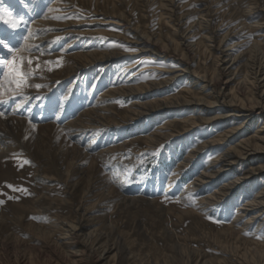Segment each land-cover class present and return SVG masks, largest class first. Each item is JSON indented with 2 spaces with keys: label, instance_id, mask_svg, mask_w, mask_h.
Returning <instances> with one entry per match:
<instances>
[{
  "label": "rangeland",
  "instance_id": "1",
  "mask_svg": "<svg viewBox=\"0 0 264 264\" xmlns=\"http://www.w3.org/2000/svg\"><path fill=\"white\" fill-rule=\"evenodd\" d=\"M175 1L170 13L166 0H0L9 20L0 22V116L12 118L0 122V264H264V172L244 178L264 156L198 182L221 164L207 141L242 125L216 147H253L264 119L238 116L239 102L224 122H200L192 134L198 113L189 109L137 118L138 103L198 94L196 74L211 79L206 101L223 87L248 108L264 92L242 82L264 65V0ZM191 6L205 9L208 28ZM141 36L157 41V55L138 50ZM14 57L27 74L22 94L6 79ZM76 63L87 66L72 72ZM183 66L188 75L144 91ZM91 109L102 112L80 123ZM78 220L88 249L74 257L67 238Z\"/></svg>",
  "mask_w": 264,
  "mask_h": 264
},
{
  "label": "bare ground",
  "instance_id": "2",
  "mask_svg": "<svg viewBox=\"0 0 264 264\" xmlns=\"http://www.w3.org/2000/svg\"><path fill=\"white\" fill-rule=\"evenodd\" d=\"M167 8V11H169L170 13L171 12H176V8H177V5H176V1L175 0H166V4H164ZM192 7V6H191ZM208 9V8H207ZM205 9L204 8H199L197 6H193L191 9H189V11H191L190 13L191 14H197L198 16V20L197 22L200 24V26H203V28H208V24L210 23V20L209 18H206L204 17V15L202 14V11H204ZM188 11V12H189ZM187 13V12H186ZM185 13V14H186ZM201 13V14H200ZM185 14H182V15H179V18H182L184 20V18L186 19V15ZM171 15V14H170ZM194 17V16H193ZM114 21V20H113ZM116 23L118 24H121L122 26H127L128 25V22L127 20H123V22H117L115 21ZM203 23V24H202ZM191 26V24H190ZM189 26V27H190ZM205 26V27H204ZM188 27V28H189ZM187 28V30H188ZM186 30V29H185ZM233 30V29H232ZM229 31L228 33H226L225 36H223L219 42V45H221L222 41L227 37L229 36L230 34H232L231 32H234L235 30L233 31ZM140 32V31H139ZM188 35V34H187ZM142 37V38H141ZM141 37H138L137 40L135 41L136 44L140 45V48H138V50L140 52H149L150 54H158L159 51L157 50V41H153L152 39L150 38H147L145 36H141ZM189 38V37H188ZM188 38H184V43L185 42H188L187 39ZM213 41V40H212ZM189 46L188 47H192L191 46V43L188 42L187 43ZM239 43H236L235 45H237ZM178 46V45H177ZM236 47V46H235ZM232 47H226L225 49H223L221 51L222 54H224L225 57L227 56H230L229 53H227L228 49H230ZM114 53V52H113ZM227 53V54H226ZM104 54V53H103ZM112 54V53H111ZM111 54L109 55H106L105 56V59H108V58H111ZM89 55V54H88ZM117 55V54H116ZM93 56V55H92ZM90 55V58L92 57ZM102 56V55H101ZM159 57V56H158ZM222 57V56H221ZM237 57V56H235ZM234 57V58H235ZM88 58V57H87ZM93 58V57H92ZM96 58V57H94ZM103 58V57H102ZM127 58V57H126ZM104 59V58H103ZM236 59V58H235ZM93 60V59H92ZM92 60H89V62H87L88 64L91 63ZM97 60V59H95ZM100 60V59H99ZM219 61H221V59L219 58L218 59ZM234 60V59H232ZM80 61V60H79ZM87 61V60H86ZM167 61V60H166ZM95 62V61H94ZM101 62V61H99ZM256 62V61H255ZM180 65V64H179ZM182 65V64H181ZM87 65L86 63H76V65L74 66H71V71L72 72H75V71H79L83 68H85ZM224 66V65H223ZM178 68V67H177ZM225 68L226 67H223L220 69L219 71V79L221 76H223L226 71H225ZM165 69V68H164ZM166 71V70H165ZM263 71L264 73V65L262 62H259V63H256L254 64V66L252 67V70H251V74L252 77L249 78V81H248V78H243L242 79V82L243 83H249L251 86L258 88L261 83L262 85L264 86V80H261L259 79L257 76L259 74V72ZM188 72H189V68L186 67V66H183L182 68L178 69V71L176 72H173V73H170L169 74H166L167 76L163 79V80H160L159 82L157 83H149V85H146L144 86V91H150L153 93V91L155 92V87H158L159 85H162V84H170L172 82H174L175 80H179V78H181V76H183V73H185V75H188ZM164 73V72H163ZM184 75V76H185ZM264 75V74H263ZM196 83H201V86H199L197 88V91H198V94H196L195 96H191L189 99L187 98H179V97H175L173 99H167V98H163V99H156L154 102H152L150 106V104L147 102L143 103V104H140L138 103V107L141 108V110L137 113V118L140 117V115H151L153 112L157 111L158 110H164L166 114H169V112H178V111H184V110H188L189 111H194V112H197L198 115L194 117V119L188 124V127L186 129H189L187 132L189 134H192V130L198 126V124L200 122H204V123H212V122H217L218 118L220 119V121L222 120V122H224V119L227 117V116H230L232 115L231 114V111H234V109H232V106H235L237 105V103L239 102L240 104L238 105L239 108H240V111L236 112V114L238 113V116L241 115L242 112H246L248 111L249 113L245 116H247L248 120L247 122H249L251 119L253 118H256V119H259V118H262L264 119V92L262 91V93L258 96V98H255V100H252L251 102V105L247 108L246 105L243 103L244 101L241 100V98L239 97H235V95H232L230 96V92L232 93V89L231 90H228L226 91V88L224 89L223 87L219 89V91L215 94L214 96V99L212 101H206L204 96L207 92V90H209V88H211L210 84H211V79H208L206 78L205 75H199V74H196ZM249 76V75H248ZM217 77V78H218ZM188 78V77H187ZM192 78V77H191ZM263 79V78H262ZM195 82V81H193ZM231 81L229 79H226L224 81L223 84L228 85ZM239 82V81H237ZM229 88V87H228ZM133 89V88H132ZM159 89V88H158ZM120 90V89H119ZM130 90V89H129ZM113 91V90H112ZM111 92V91H110ZM189 92V91H188ZM110 94V93H109ZM183 96V95H182ZM237 96V95H236ZM168 97V96H167ZM239 98V99H238ZM146 106H150V108H146ZM143 108H146L145 110H143ZM192 108V109H190ZM238 108V109H239ZM214 109H222V113L219 114V115H211V111L214 110ZM242 109V110H241ZM137 110V109H136ZM101 111V109H91L89 111H85L83 113V117L85 119H79L80 120V123H83L84 121L88 122L92 119H94V117L96 116V114H98L99 112ZM215 111V110H214ZM102 112V111H101ZM100 112V113H101ZM201 113V114H200ZM135 114V113H134ZM155 114V113H153ZM215 114V113H214ZM201 115H205V117H202ZM206 115H208L206 117ZM94 116V117H93ZM242 116V115H241ZM82 117V116H81ZM80 117V118H81ZM243 117V116H242ZM137 118H132V120H135ZM250 119V120H249ZM255 119V120H256ZM5 120H12L11 117H1L0 116V122L1 121H5ZM18 121L21 123V122H24V121H21L19 118H18ZM190 120L187 121V119H184V122H189ZM264 121V120H263ZM6 122V121H5ZM13 122V121H12ZM76 122V121H75ZM254 122V121H253ZM8 123V121H7ZM17 123V122H15ZM171 122H168L165 126L162 127V129H166L168 128V124H170ZM263 125L261 126L264 130V122H262ZM10 124V123H8ZM69 124H74L73 122H70ZM218 124V123H217ZM249 124V123H248ZM21 125V124H20ZM25 125V124H24ZM74 126V125H73ZM242 125H239V126H235V127H232L228 130H225L224 132H222L220 135H219V139H216V140H211V141H207L206 142V146L205 147H210V148H217L219 149V153H218V157L216 158L215 161H219L221 164L218 165L217 168L213 169V170H210L209 172H202L201 175L196 178L198 180V182L200 181L201 183L202 182H210V181H206V180H209V179H217V177H220L222 174H224V172H228L231 168H227L229 165H231L232 163L238 161V160H242V161H248L252 158H262L264 156V136H255L256 140H257V143L253 146V147H245V145L248 146V140L247 139H243L239 142H237L236 144L230 146L229 148L227 149H221L219 147H216L217 145L220 144V141L222 140H231V139H234L235 135L237 132H240V130H242ZM30 128V127H29ZM54 128V127H53ZM56 128V127H55ZM169 129V128H168ZM260 129V128H259ZM258 129V130H259ZM163 131V130H162ZM195 131V130H194ZM193 131V132H194ZM260 131L262 132V129H260ZM170 133L168 134L169 136L174 134V130L173 129H170L169 131ZM163 133V132H162ZM160 132V134H162ZM165 134V133H164ZM175 135V134H174ZM155 136V135H154ZM166 136V135H165ZM150 140V139H148ZM151 141V140H150ZM218 142V143H217ZM249 162V161H248ZM233 165V164H232ZM227 168V169H226ZM264 172V165L262 166H254V167H251L249 170H247V173H246V176L244 178H249L251 174L255 173V172ZM240 181H242V179H239L238 181H233L231 183H229V185L227 184V186L223 187V191L226 193V191L228 192H232L233 189L238 185V183H240ZM199 186V185H197ZM221 192V191H220ZM256 192V191H255ZM258 192V191H257ZM256 192V193H257ZM259 194H262L264 196V190L261 191V193ZM210 196V195H209ZM208 196V197H209ZM212 196V195H211ZM222 196V195H221ZM254 196V195H253ZM258 196V195H256ZM207 197V198H208ZM218 197V196H217ZM215 198V197H214ZM261 198V197H260ZM220 199V198H219ZM254 199V198H253ZM263 199V198H262ZM209 200V199H208ZM255 201V200H254ZM210 202V201H209ZM208 202V203H209ZM216 202V201H215ZM248 205L247 206H254V205H261L262 202H253L251 201L250 203L248 202L247 203ZM263 205V204H262ZM249 207V208H250ZM246 208V207H244ZM255 208V207H254ZM263 210V209H262ZM244 211V209H243ZM242 211V212H243ZM264 211V210H263ZM245 212V211H244ZM247 212V211H246ZM241 215V214H240ZM255 217V216H254ZM256 218V217H255ZM85 225L82 224V222L80 220H78L74 225H71L70 226V229H69V233H68V240L69 242L67 243L68 247H71L72 245H75L77 248L76 250L72 251V254L74 257L76 256H79L82 254V252H84L85 250L88 249V246H87V243L82 240L80 238V236L82 235V231L85 229ZM86 234V233H85ZM88 234V233H87ZM84 236V235H83ZM86 236V235H85ZM88 237V236H87ZM92 247V246H91ZM104 249L102 250L103 253H108L109 250L105 247H103ZM87 253V252H86Z\"/></svg>",
  "mask_w": 264,
  "mask_h": 264
},
{
  "label": "snow or ice",
  "instance_id": "3",
  "mask_svg": "<svg viewBox=\"0 0 264 264\" xmlns=\"http://www.w3.org/2000/svg\"><path fill=\"white\" fill-rule=\"evenodd\" d=\"M0 22H3L5 24L9 23V20H5L3 16H0ZM18 26L17 23H12L11 27L16 28ZM10 69L9 72L6 74V79L10 84H13L14 92L20 93V90L22 89L23 85L26 83V76L27 74L22 71V65H23V57H21L19 60L17 58H13L10 62ZM29 63H31V60H29ZM47 63H51V61H48ZM36 88L42 87L40 84L35 85Z\"/></svg>",
  "mask_w": 264,
  "mask_h": 264
}]
</instances>
